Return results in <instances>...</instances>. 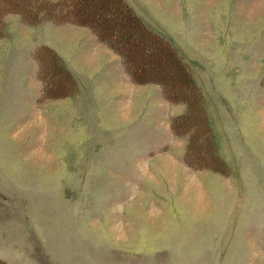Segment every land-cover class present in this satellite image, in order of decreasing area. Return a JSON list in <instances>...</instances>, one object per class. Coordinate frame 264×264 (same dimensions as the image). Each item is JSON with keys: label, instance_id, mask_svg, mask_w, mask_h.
<instances>
[{"label": "rangeland", "instance_id": "1", "mask_svg": "<svg viewBox=\"0 0 264 264\" xmlns=\"http://www.w3.org/2000/svg\"><path fill=\"white\" fill-rule=\"evenodd\" d=\"M125 1L189 65L219 157L198 153L206 125L172 128L193 103L136 80L89 25L8 13L0 264H264V0ZM42 44L73 73L58 93Z\"/></svg>", "mask_w": 264, "mask_h": 264}, {"label": "trees", "instance_id": "2", "mask_svg": "<svg viewBox=\"0 0 264 264\" xmlns=\"http://www.w3.org/2000/svg\"><path fill=\"white\" fill-rule=\"evenodd\" d=\"M3 3L5 1L0 0V35L3 32V19L8 13L20 14L21 20L27 25L44 21H50L55 25L72 23L89 25L97 38L119 53L123 63L136 80L154 79L153 82H158L160 87L165 89L171 103L183 102L188 106L193 103V106H189L192 107L190 110L192 121L190 120L189 123L188 116L180 114L171 123L172 128L176 132L175 122L182 120L181 123L186 130L204 129L203 126L206 125L210 130L211 135L208 134L210 139L204 144L205 146L200 145L202 147H199L201 151L198 153L207 155L208 159L219 157L214 147L216 138L212 134L213 128L209 122L207 102L189 65L168 40L154 33L143 23L125 0H6V4L2 5ZM87 11L92 12L88 17L84 16ZM37 53L51 63L47 68L48 78L46 81L43 80V86L50 85L52 91L60 92L64 79L72 78L73 73L50 46L40 45ZM148 54L151 56H147ZM199 98L204 102L203 107H200L201 112L196 103ZM195 134L190 135L188 146L191 143L197 145L198 140ZM197 137L204 139L202 136ZM222 162L223 165H227L225 160L222 159ZM2 262L5 261L2 260Z\"/></svg>", "mask_w": 264, "mask_h": 264}, {"label": "crops", "instance_id": "3", "mask_svg": "<svg viewBox=\"0 0 264 264\" xmlns=\"http://www.w3.org/2000/svg\"><path fill=\"white\" fill-rule=\"evenodd\" d=\"M127 3V2H126ZM128 4V3H127ZM129 5V4H128ZM130 6V5H129ZM131 7V6H130ZM132 8V7H131ZM133 9V8H132ZM134 10V9H133ZM135 11V10H134ZM136 13V12H135ZM137 14V13H136ZM138 15V14H137ZM52 23V22H51ZM144 23V22H143ZM52 24H54V23H52ZM55 25V24H54ZM66 25V24H65ZM151 30V29H150ZM90 32L91 33H93V30L91 31L90 30ZM155 33V32H154ZM96 38H97V36H96ZM101 44H103L105 47H106V49H108L109 51H111V50H113L110 46H108L105 42H103V41H101L100 42ZM173 45V44H172ZM176 49V48H175ZM177 50V49H176ZM178 51V50H177ZM179 53V52H178ZM180 54V53H179ZM182 56V55H181ZM183 57V56H182ZM184 59V58H183ZM194 77V76H193ZM199 86V85H198ZM200 87V86H199ZM200 89H201V87H200ZM201 91H202V89H201ZM202 93H203V91H202ZM203 95H204V93H203ZM204 97H205V95H204ZM205 99H206V97H205ZM207 101V100H206ZM208 115H209V118H210V114H209V112H208ZM211 119V118H210Z\"/></svg>", "mask_w": 264, "mask_h": 264}, {"label": "bare ground", "instance_id": "4", "mask_svg": "<svg viewBox=\"0 0 264 264\" xmlns=\"http://www.w3.org/2000/svg\"><path fill=\"white\" fill-rule=\"evenodd\" d=\"M156 62V61H155ZM168 65V64H167ZM184 73V72H183Z\"/></svg>", "mask_w": 264, "mask_h": 264}]
</instances>
